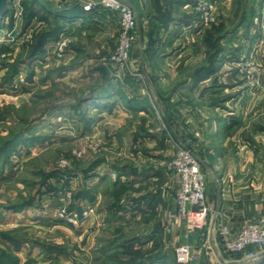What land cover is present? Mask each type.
<instances>
[{
    "label": "rangeland",
    "instance_id": "374dc122",
    "mask_svg": "<svg viewBox=\"0 0 264 264\" xmlns=\"http://www.w3.org/2000/svg\"><path fill=\"white\" fill-rule=\"evenodd\" d=\"M21 1L9 0L7 5L9 12L13 10V26L7 15L0 24V108L9 111L6 121L0 122V147L21 135L0 153V216L5 210L42 203L50 183L59 193L56 216L62 207L77 213L79 220L69 229L1 227L0 222V240L8 244L7 250L0 247V264L172 261L176 249L186 243L179 227L168 226L179 189L171 162L177 145H193L197 156L198 147L194 138L183 135L185 116L173 111L180 100L176 105L171 102L175 86L168 82L166 90L164 80L174 76L182 82L189 77L196 82L199 69L217 63L222 71L220 95L208 96L200 105L194 98L195 88L177 94L200 111L221 105L220 110L227 108L228 113L248 112L242 135L253 154L264 159V59L258 53L260 47L264 49V12L258 14L261 0H192L190 15L200 21L202 29L175 42L176 51L181 52L174 67L165 66L166 58L158 56L161 49L173 47L160 25L167 30L174 22L178 8L169 3L175 0H150L149 4L122 0L137 20L124 65L110 60L120 41L117 19L118 32L113 35L56 20L51 26L35 23L24 29ZM85 1L97 6L101 2ZM200 1L215 8L207 25L196 10ZM45 6L55 10L47 1ZM253 21L257 39L249 33ZM58 24L62 25L58 38L29 57L35 37L55 31ZM255 39L258 47L250 50ZM3 45L11 52L4 54ZM107 87L120 95L121 108L144 101L152 108L144 114H104L93 99ZM181 87L185 89L186 84ZM98 172L104 179L88 185L86 176ZM114 172L115 179L110 176ZM51 173L68 174L69 185L57 179L45 183L43 176ZM91 193L93 207L87 200ZM206 205L209 210L207 197ZM89 207L92 217L85 218ZM21 246L22 251L17 250Z\"/></svg>",
    "mask_w": 264,
    "mask_h": 264
},
{
    "label": "crops",
    "instance_id": "0c3cea01",
    "mask_svg": "<svg viewBox=\"0 0 264 264\" xmlns=\"http://www.w3.org/2000/svg\"><path fill=\"white\" fill-rule=\"evenodd\" d=\"M46 1L50 5H55V10H58L61 5H82L84 2V0H39L44 6ZM149 2L150 0H147V4ZM191 3L192 0H175L174 6L178 8V14H176L177 16L175 15L174 20H171L174 22L169 24V29L167 30L164 29L165 26L160 25L162 26L161 31H166L163 34L168 36L169 45L173 44L172 49L166 48L159 51L158 57L166 58L162 61L165 66L174 67L178 63L175 57L181 51H176L178 49L174 47L175 42L178 43L183 38H188L190 33L191 35L198 34L200 32L199 29H202L200 21L190 15L192 12ZM260 3L262 7L260 6L258 14L260 11L264 12V0H261ZM68 18V24L85 31L99 32L104 35H113L118 32V25L114 15L105 11L101 5L91 11L84 10L81 16H69ZM258 18H261V16ZM262 18L264 19V15ZM250 24V37L256 36L255 38L257 39L258 34H254V30L258 27L254 25V21ZM253 27L255 28L254 30ZM256 39L251 42L255 45H250V50L253 47H258ZM263 51V47H260L258 53L262 60L264 59ZM220 73L222 74V71H218L213 76L198 83L189 77L183 81L186 84V90L181 87L183 82L177 80L174 76L168 77V81L164 80L166 90H169L168 85L170 82L175 86L172 89L171 102L174 105L179 102L178 108L173 111L178 110L180 115L185 116V125L187 127L184 129L183 135L194 138L198 147L196 153L203 162L206 197L209 206L208 213L204 216H190L187 219L176 222L175 225L169 224L168 226L172 229L179 227L182 234H184L182 238L184 242L190 244L193 249L199 250V264H221L225 260L240 257L239 255L231 256L226 253L219 237L218 225L221 220L227 222L234 230H239L249 222L256 221L260 215L264 214V159L253 154L252 148L248 146V140L243 137L241 131L245 129L242 128V123L245 119L244 116L246 117L248 112L232 111L228 113L226 111L227 108L220 110L221 105L219 106L220 108L217 107L214 110L202 108L203 111H200L177 94L178 90L186 92L195 88L198 93L194 98L201 105L203 101H206V98L208 99V96L220 95L219 91L220 87H222L220 85ZM180 96L182 95L180 94ZM119 100L120 95L115 90L110 89V87L105 88L102 93L93 99L95 106H98L101 110L100 112H104V114H106L105 111L117 112L120 116L129 112L144 114L152 108L149 101H144L140 105H137V103L133 105L127 104L121 108ZM177 100L180 101L177 102ZM262 133L264 136V130ZM102 179L104 177L99 172L95 175L86 176V181L89 180L88 185L90 186L96 185L93 182L99 183ZM57 192L58 190L47 191L44 196L45 200L43 199L42 203L41 201L36 202L17 211L5 210L0 216V222L3 223L1 227L43 228L49 225V227L53 228H71L66 223L60 225L57 219L56 208L59 196ZM93 198V193L87 196V200H89L88 206L93 207L95 204L91 202ZM45 202L47 203L45 204ZM175 206L176 203L174 202L172 207L175 208ZM3 217L5 220H3ZM0 247L7 250V242L0 240ZM22 249L23 246L17 248L20 251ZM260 250H262L261 257L255 264H264V248ZM162 264H177L175 255L172 261H165Z\"/></svg>",
    "mask_w": 264,
    "mask_h": 264
},
{
    "label": "built area",
    "instance_id": "2783aa9c",
    "mask_svg": "<svg viewBox=\"0 0 264 264\" xmlns=\"http://www.w3.org/2000/svg\"><path fill=\"white\" fill-rule=\"evenodd\" d=\"M100 5L105 11L113 14L119 24L120 41L110 60L124 65L129 59V51L135 40L137 20L134 11L122 0H101ZM96 6L92 1L82 3L86 11H91ZM196 10L201 14L202 24L207 25L213 18L215 8L200 1ZM171 166L179 179V189L175 199V210L169 211L170 224L173 225L176 219L206 215L208 208L203 162L195 154L194 146L177 145ZM110 176L114 179L117 177L115 172ZM68 195L70 196L71 193L69 192ZM61 208L57 211V219L68 225H77L79 220L77 213H68L65 208ZM92 214L93 209L90 207L84 211L85 218L92 217ZM218 230L226 253L240 256L237 259L225 260L221 264H255L259 261L262 251L260 249L264 248V214L239 230H234L227 222L221 220ZM175 260L177 264H199L200 252L194 250L190 244H182L175 251Z\"/></svg>",
    "mask_w": 264,
    "mask_h": 264
},
{
    "label": "trees",
    "instance_id": "16d2710c",
    "mask_svg": "<svg viewBox=\"0 0 264 264\" xmlns=\"http://www.w3.org/2000/svg\"><path fill=\"white\" fill-rule=\"evenodd\" d=\"M174 4V2H170L169 5ZM21 9H22V20H23V28L27 29L28 27L32 26L35 23H41L44 25L51 26L53 21H59V22H68L69 16L71 17H78L83 15L84 13V8L77 4L76 6H67V7H61L58 10H53L50 9L49 7H46L39 3L38 0H22L21 1ZM11 14V15H10ZM10 16V21H11V27L13 26L14 22V14L13 10L8 11V6L6 9V14L5 16ZM170 20V18H168ZM1 28V25H0ZM62 30V25L58 24L57 28L55 31H45L35 37L34 40V45H32V50L30 53L29 57L36 56L45 46V44L51 40V39H57L58 38V33ZM210 33H212L210 31ZM2 52L4 54H8L11 52L9 47H6L3 45L2 47ZM15 68V74H18V70ZM219 70V66L217 63L215 64L214 61H212L211 65L209 67H202L201 69L198 70L197 75L198 77H195L197 81H201L204 78L210 77L211 75L215 74ZM9 115V111L7 108H0V122H5L7 116ZM21 135L16 136L12 138L10 141H7L3 147H0V153L9 149L16 141L17 139L20 138ZM66 173H51V174H45L43 177L45 179V183L49 181L50 179H57L64 181V183L67 185L69 184L70 177ZM46 185V184H45ZM48 192L56 191L57 189L54 188L52 184H47ZM28 205H22L21 207H16L15 210H20ZM131 242H136V241H131ZM155 264V263H153Z\"/></svg>",
    "mask_w": 264,
    "mask_h": 264
},
{
    "label": "water",
    "instance_id": "95a60500",
    "mask_svg": "<svg viewBox=\"0 0 264 264\" xmlns=\"http://www.w3.org/2000/svg\"><path fill=\"white\" fill-rule=\"evenodd\" d=\"M8 2L9 0H0V24L6 14Z\"/></svg>",
    "mask_w": 264,
    "mask_h": 264
}]
</instances>
